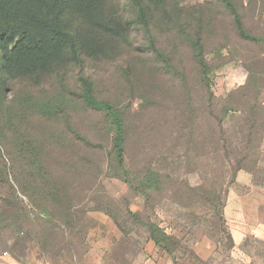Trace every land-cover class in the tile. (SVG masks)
<instances>
[{
	"label": "rangeland",
	"instance_id": "1",
	"mask_svg": "<svg viewBox=\"0 0 264 264\" xmlns=\"http://www.w3.org/2000/svg\"><path fill=\"white\" fill-rule=\"evenodd\" d=\"M230 1L249 37L222 0H68L76 57L25 10L35 39L0 41V264H264V0Z\"/></svg>",
	"mask_w": 264,
	"mask_h": 264
},
{
	"label": "trees",
	"instance_id": "2",
	"mask_svg": "<svg viewBox=\"0 0 264 264\" xmlns=\"http://www.w3.org/2000/svg\"><path fill=\"white\" fill-rule=\"evenodd\" d=\"M222 1L224 2L225 8L232 13L235 26L237 27L240 35L243 37H249L242 27L240 16L232 2L230 0ZM40 2H44L46 4V8L49 13V21L53 29L57 30V32H60V34L63 35L72 56L76 57L77 42L75 34L68 32L65 29L62 30L59 24L64 5H66L68 0H0V41H3L7 46L14 44L13 49L17 48L22 43L33 41L35 39V34L33 32V28L30 25L23 23L20 26L15 27L13 24L22 18L25 10L31 13H37V9L34 4ZM20 30H22V34L18 38ZM193 46L195 56L202 70L203 77L207 79L208 66L203 56L202 44L199 38L193 40ZM80 84L83 87L86 102L95 109L104 111L110 118L114 127V135L112 139L113 152H115L117 156V165L123 170L124 144L126 134L123 126L122 116L111 103L105 100H99L93 95L91 83L86 77L80 78ZM240 164L241 163H239V166L236 169L237 171L243 169L251 177L254 176L251 169L244 168ZM232 174H235V171H233ZM156 176H158V174H155L152 171H147L142 176L141 181L143 184L150 185ZM251 181L252 184L256 185V181H254V179ZM150 238L156 244L163 242V237L161 238L159 236L158 230L154 228L153 225L150 226Z\"/></svg>",
	"mask_w": 264,
	"mask_h": 264
},
{
	"label": "crops",
	"instance_id": "3",
	"mask_svg": "<svg viewBox=\"0 0 264 264\" xmlns=\"http://www.w3.org/2000/svg\"><path fill=\"white\" fill-rule=\"evenodd\" d=\"M239 181H243V183H247L251 181V176L247 172H242L241 175H239Z\"/></svg>",
	"mask_w": 264,
	"mask_h": 264
}]
</instances>
